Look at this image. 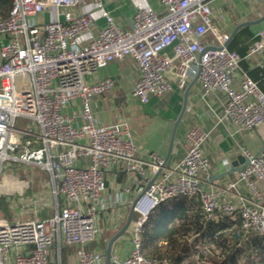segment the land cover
<instances>
[{
  "label": "built area",
  "instance_id": "1",
  "mask_svg": "<svg viewBox=\"0 0 264 264\" xmlns=\"http://www.w3.org/2000/svg\"><path fill=\"white\" fill-rule=\"evenodd\" d=\"M115 1L12 0L0 17V170L15 163L42 170L61 201V209L56 204L45 217L0 220V264H51L60 242L75 249L66 264H104V249L92 245L97 219L108 216L102 214V195L112 170L134 175L139 187L125 231L127 254L121 259L112 253L111 264H168L142 255L140 234L151 211L178 197L194 198L206 222L238 220L243 237L264 235V148L242 149L246 164L237 179L207 189L199 174L209 170L201 152L208 132L198 123L184 133V155L166 168L153 153L136 156L126 123L100 126L91 109L92 101L114 86L108 78L96 80V72L129 58L138 73L131 95L139 103L172 89L182 93L196 79L203 101L217 93L226 97L220 121L238 131L256 130L264 125V95L244 73L235 88L233 75L245 59L264 68V29L241 57L225 46L229 35L215 25L212 0H158L160 12L136 3L131 30L104 9V2ZM95 11L104 25L96 26ZM46 14L48 20L39 19ZM169 48L172 56L165 54ZM171 70L173 80L167 76ZM52 263L60 264L57 255Z\"/></svg>",
  "mask_w": 264,
  "mask_h": 264
},
{
  "label": "crops",
  "instance_id": "2",
  "mask_svg": "<svg viewBox=\"0 0 264 264\" xmlns=\"http://www.w3.org/2000/svg\"><path fill=\"white\" fill-rule=\"evenodd\" d=\"M139 2L144 3L155 12L161 11L158 0H119L111 3L104 2L103 5L116 24L122 29L131 30L135 4ZM211 7L217 18L216 27L227 32L228 35L238 24L256 21L264 15V0H212ZM93 16L96 18L97 27L104 25L105 21L99 17L97 11L93 13ZM48 18L49 15L46 14L39 19L45 21ZM249 28L257 34L264 29V21L249 26ZM95 32L96 29H94ZM248 43L242 45L243 51ZM1 44L2 42H0ZM165 54L172 56V49H167ZM244 62L248 71L260 68L254 60L245 59ZM243 73L246 74V71L240 64L238 72L233 75L235 88H239L240 77ZM137 76L136 65L129 58L109 63L96 72L95 78L96 80L105 78L112 80L113 89L94 99L91 103V109L98 125L106 126L115 123L128 125L137 148V157L147 159L153 153L163 160L167 159L166 168L171 166L185 153V131L190 124L198 123L208 132V136L201 146V152L209 166L208 173H200L199 177L207 189H221L227 181L237 179V171L243 166L242 149L259 153L264 148V125L253 131H238L230 121H220L219 115L226 97L222 93H217L216 96L203 101L199 84L196 81L189 88L186 108L176 127L170 148L174 123L180 114L183 103V92L172 89L162 97H150L147 103L141 104L131 95L132 86ZM167 76L173 80L174 70H171ZM15 165L16 163L0 170V180L2 179V182L0 181V220L22 221L34 217H45L55 212L56 204L58 205L57 209H61V201H56L51 194L49 177L45 172L28 165L25 167L28 169L27 171L21 168L16 170L17 166ZM225 166L229 167L228 171ZM106 182L107 188L102 195V204H104L102 214L108 216L97 219L98 234L93 244L94 248L104 249V251L109 239L125 223L123 220H115L112 217L127 220L130 205L136 198L139 187L134 175L117 170L109 171L106 174ZM46 183L50 198L46 199V204L43 207L37 206L34 197L45 189ZM259 188L263 189V186L259 184ZM238 191L243 196L247 195L243 185L238 187ZM230 198L232 202H236L233 193H230ZM29 200L31 203L29 202L28 205L27 201ZM17 201L24 204H17ZM239 235L242 236L241 231L236 234V238ZM190 237L194 238L195 236ZM128 246V238L124 233L113 244L112 253L123 259L127 254ZM74 253L73 247H68L63 242L56 243L50 257L51 264H53L54 255L55 258L56 255L59 257L60 264H66L74 260Z\"/></svg>",
  "mask_w": 264,
  "mask_h": 264
},
{
  "label": "trees",
  "instance_id": "3",
  "mask_svg": "<svg viewBox=\"0 0 264 264\" xmlns=\"http://www.w3.org/2000/svg\"><path fill=\"white\" fill-rule=\"evenodd\" d=\"M11 4L12 0H0V17L8 14ZM255 35L249 27L242 28L228 45V50L243 57L245 50L243 51L242 45L250 42ZM240 64L264 95V68L248 71L244 60ZM239 231L238 220L222 218L217 223L206 222L200 204L194 198L178 197L162 203L148 214L141 228V253L148 259L166 260L168 264H225L215 261L219 255L214 257L211 245L220 250V255H225L235 246L231 240L240 239V235L237 238L235 235ZM193 235L195 242L192 244L189 237ZM246 240L238 247L233 246L236 249L231 255H237L239 261L229 255L228 264H247L245 258L252 254V264H264V235L255 236L251 241ZM198 243L201 244L199 247ZM208 243H211L209 247ZM248 251L251 253L245 255Z\"/></svg>",
  "mask_w": 264,
  "mask_h": 264
},
{
  "label": "water",
  "instance_id": "4",
  "mask_svg": "<svg viewBox=\"0 0 264 264\" xmlns=\"http://www.w3.org/2000/svg\"><path fill=\"white\" fill-rule=\"evenodd\" d=\"M264 21V15L262 17H260L259 19H257L256 21H246V22H243V23H240L238 24L234 30L231 32V34L229 35V39L226 43V47L229 45L230 41L233 39V37L235 36V34L242 28L244 27H249V26H252V25H256V24H259L261 22ZM196 81L193 80L191 82V84L189 86L186 87V89L184 90L183 92V103H182V107H181V111H180V114L178 115L175 123H174V127H173V132H172V136H171V145H170V148L172 146V142L174 140V135H175V131H176V127L179 123V121L181 120L182 118V115L185 111V108H186V101H187V95H188V91H189V88L191 87V85ZM167 160V159H166ZM166 160H164V164H166ZM242 162L243 164H246L244 163V160L242 159ZM136 201H137V198H135L131 205H130V211H129V214H128V217H127V220L126 222L124 223V225L122 226V228L115 234L113 235L108 243H107V246H106V250H105V264H111L110 260H111V254H112V247H113V244L125 233V231L127 230L131 220H132V217H133V208L136 204Z\"/></svg>",
  "mask_w": 264,
  "mask_h": 264
},
{
  "label": "rangeland",
  "instance_id": "5",
  "mask_svg": "<svg viewBox=\"0 0 264 264\" xmlns=\"http://www.w3.org/2000/svg\"><path fill=\"white\" fill-rule=\"evenodd\" d=\"M15 166H17V168H15L16 170L18 169V168H21L22 170L24 169V171H27L28 169L27 168H25L26 167V165H20V164H16ZM19 166V167H18ZM18 176H20L19 174H18ZM1 182H2V179L0 180ZM0 182V183H1ZM45 187V189L44 190H42L41 191V193H39V194H36L35 195V197H34V200H35V204L37 205V206H41V207H43L46 203V199L48 198H50V194L48 193V191H47V183H46V185L44 186ZM21 201V200H20ZM20 201H17L16 203L17 204H20V203H22V205L24 204L23 202H20ZM29 202L31 203V201L29 200V201H27V203H28V205H29ZM25 206V205H24ZM236 235V234H235ZM244 239H247V238H244L243 237V235L242 236H240V239L238 240V241H236L234 238L231 240V242H232V244H235V246L234 247H238L242 242H243V240ZM251 239H253V236L252 237H248V239L246 240V241H251ZM189 242L190 243H194L195 242V240H194V238L193 237H189ZM235 242V243H234ZM198 245V247L201 245L200 243H198L197 244ZM209 245H211V243H208V247H209ZM231 247V248H233L232 249V251L230 252V251H228L225 255L224 254H222V255H220L219 254V252H220V250L219 249H217L216 247L214 248L213 247V245H211V247L214 249V257H217L218 255H219V257H217V259H215V261H217V262H220V263H225V264H228V261H229V258L230 257H233V259L234 260H238V256L237 255H231L232 253H233V250H235L236 248H234V247ZM251 253V251H248L247 253H244L245 255H249ZM243 254V255H244ZM230 255V257H228ZM213 256V255H212ZM253 257H254V254H252L251 256H247L246 258H245V260H246V262H247V264H252L251 263V261L253 262L254 260H253ZM239 261V260H238Z\"/></svg>",
  "mask_w": 264,
  "mask_h": 264
},
{
  "label": "bare ground",
  "instance_id": "6",
  "mask_svg": "<svg viewBox=\"0 0 264 264\" xmlns=\"http://www.w3.org/2000/svg\"><path fill=\"white\" fill-rule=\"evenodd\" d=\"M142 207H144V209H147V205L146 204H143Z\"/></svg>",
  "mask_w": 264,
  "mask_h": 264
}]
</instances>
